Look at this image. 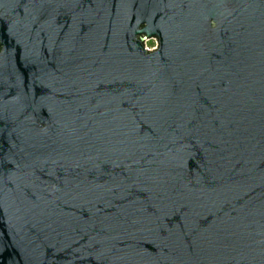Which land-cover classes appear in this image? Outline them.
Listing matches in <instances>:
<instances>
[{"label":"water","instance_id":"95a60500","mask_svg":"<svg viewBox=\"0 0 264 264\" xmlns=\"http://www.w3.org/2000/svg\"><path fill=\"white\" fill-rule=\"evenodd\" d=\"M0 264H264V0H0Z\"/></svg>","mask_w":264,"mask_h":264},{"label":"rangeland","instance_id":"374dc122","mask_svg":"<svg viewBox=\"0 0 264 264\" xmlns=\"http://www.w3.org/2000/svg\"><path fill=\"white\" fill-rule=\"evenodd\" d=\"M155 42H151V41H149L148 43H147V47L149 48V49H153L154 47H155Z\"/></svg>","mask_w":264,"mask_h":264},{"label":"flooded vegetation","instance_id":"af4514ba","mask_svg":"<svg viewBox=\"0 0 264 264\" xmlns=\"http://www.w3.org/2000/svg\"><path fill=\"white\" fill-rule=\"evenodd\" d=\"M155 42V47L153 48V49H149L148 47H147V49L149 50V51H154L155 49H157V43H156V41L155 40H151V42ZM148 43V42H147ZM147 45V44H146Z\"/></svg>","mask_w":264,"mask_h":264}]
</instances>
